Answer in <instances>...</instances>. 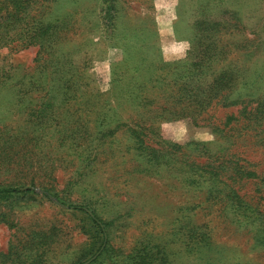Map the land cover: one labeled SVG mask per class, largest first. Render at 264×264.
<instances>
[{"label":"rangeland","instance_id":"374dc122","mask_svg":"<svg viewBox=\"0 0 264 264\" xmlns=\"http://www.w3.org/2000/svg\"><path fill=\"white\" fill-rule=\"evenodd\" d=\"M108 3L0 50V264H264V0Z\"/></svg>","mask_w":264,"mask_h":264},{"label":"trees","instance_id":"16d2710c","mask_svg":"<svg viewBox=\"0 0 264 264\" xmlns=\"http://www.w3.org/2000/svg\"><path fill=\"white\" fill-rule=\"evenodd\" d=\"M35 1L36 0H0V50L4 48L17 49L20 47L23 48L31 45H38L39 50L37 54L40 55L41 53H46L44 44L42 43L46 42L50 36V24H45L43 22L32 24L28 22L29 11L34 5ZM113 2L114 0H109V3L104 10V19L109 23L114 18ZM218 25L219 23L214 21L212 26ZM135 134L137 137H140L139 134ZM142 139H137L138 143L142 144ZM247 176L249 177L250 175L247 174ZM30 191L31 189L23 190L20 188L0 187V199L20 195L23 193L28 194ZM69 209L83 213L89 217L93 225L97 228L102 243L106 236L104 229L107 224L98 220L93 213L80 205H71L69 206ZM9 256L10 254H7L6 258ZM40 259V257H35L29 263L26 261H17L16 264H43L41 263ZM11 262L14 264L15 261L11 260ZM82 263L83 262L80 261L77 264Z\"/></svg>","mask_w":264,"mask_h":264}]
</instances>
